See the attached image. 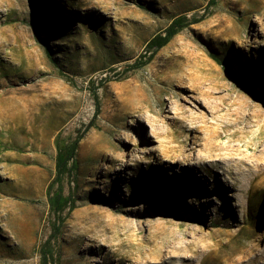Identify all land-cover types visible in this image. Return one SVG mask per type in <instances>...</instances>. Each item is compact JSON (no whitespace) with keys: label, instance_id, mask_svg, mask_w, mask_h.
<instances>
[{"label":"rangeland","instance_id":"rangeland-1","mask_svg":"<svg viewBox=\"0 0 264 264\" xmlns=\"http://www.w3.org/2000/svg\"><path fill=\"white\" fill-rule=\"evenodd\" d=\"M215 1L0 0V264H39L57 134L52 264H264V0Z\"/></svg>","mask_w":264,"mask_h":264},{"label":"trees","instance_id":"trees-1","mask_svg":"<svg viewBox=\"0 0 264 264\" xmlns=\"http://www.w3.org/2000/svg\"><path fill=\"white\" fill-rule=\"evenodd\" d=\"M216 5L215 0H207L205 9L214 7ZM203 19L202 16L196 19H189L185 14L174 15L167 26L161 31L154 34L148 39L145 45V55H143L142 64H147L154 54L163 46H165L173 36H175L183 28L190 24L198 23ZM49 56H51L49 54ZM212 58L221 63L222 60L216 55H211ZM223 63V62H222ZM135 64V63H133ZM131 64V65H133ZM129 65V66H131ZM102 80V79H100ZM93 96H96V90L93 91ZM92 124L88 126L90 128ZM82 138V135L74 137L71 141L62 139L59 134L56 135L54 140L55 156H54V169L55 177L53 182L47 188L48 206L52 213L56 215V220L52 222V232L48 238L39 247V264H52L53 260V245L52 240L56 237V234L60 232V225L63 218L61 217L65 210H70L73 207V201L70 194H64L61 184L62 175L77 167V161L75 158L78 142Z\"/></svg>","mask_w":264,"mask_h":264},{"label":"bare ground","instance_id":"bare-ground-1","mask_svg":"<svg viewBox=\"0 0 264 264\" xmlns=\"http://www.w3.org/2000/svg\"><path fill=\"white\" fill-rule=\"evenodd\" d=\"M227 159V158H226Z\"/></svg>","mask_w":264,"mask_h":264}]
</instances>
